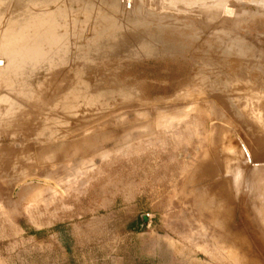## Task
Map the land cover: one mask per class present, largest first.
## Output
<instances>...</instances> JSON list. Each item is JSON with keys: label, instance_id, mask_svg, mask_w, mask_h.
Wrapping results in <instances>:
<instances>
[{"label": "rangeland", "instance_id": "rangeland-1", "mask_svg": "<svg viewBox=\"0 0 264 264\" xmlns=\"http://www.w3.org/2000/svg\"><path fill=\"white\" fill-rule=\"evenodd\" d=\"M2 1L0 264H264V6Z\"/></svg>", "mask_w": 264, "mask_h": 264}, {"label": "bare ground", "instance_id": "bare-ground-1", "mask_svg": "<svg viewBox=\"0 0 264 264\" xmlns=\"http://www.w3.org/2000/svg\"><path fill=\"white\" fill-rule=\"evenodd\" d=\"M19 1L20 2H18V1L17 2L19 3L18 5L20 6L21 9H26V10L30 9L31 11L30 12H27L25 15L17 16L18 19H17V22L15 24L16 25H19L20 27H23L24 28L23 29L24 31L25 30L27 31V32H24V34H23V36H25L24 39H26L25 42L23 41L25 43V46H26L25 48H27L28 51H31L32 53H34V54L36 53V54L39 55L40 53H42V51H43L42 49H44L45 47L48 48V46L50 47L53 44V40L56 38L55 37V26L54 25H55V22H58V21H56L54 19L57 18L58 15L57 14L55 15L52 12L50 13L46 9V7L48 6L47 3L50 0H19ZM23 1H24V3L27 2L28 5H26V3L24 5ZM237 1H240L243 4H250V5H256V6H264V0H237ZM2 2L3 1L0 0V5H2ZM17 2H16V4H17ZM87 3L88 2H86L82 6V8L88 6ZM93 3L90 1L88 4H92L93 5ZM33 7L41 8V11H39L36 14H34V12L32 10ZM108 14H109V12L103 14L101 17H103V19H104V17L108 16ZM114 14H115V12H114ZM22 16L24 17L23 19H22ZM212 20L214 21V19H212ZM102 27H104V26H102ZM106 28H107V30H109L108 29L109 26L106 27ZM13 29H14V27H13ZM31 31H33L32 35L30 37H26V35L30 34ZM16 32H19V31H16ZM21 32H23V31H21ZM108 35H109L108 38H112L114 36L116 37V40L115 39H114L115 41L113 40L114 41L113 42L114 44L111 42V44H110L111 47L110 48L112 49V48H115V47L119 46V44H116V42H117V38L120 35V33H118L117 30H113V27L110 26V30H109V34ZM16 37H18V36H16ZM12 38L9 39V40H11V42L13 41ZM121 39H125L124 36H123V38L121 36ZM118 41H120V39ZM2 42H4V41H2ZM7 43L9 44L10 42L8 41ZM146 44H148V42H145L143 44V46L146 47ZM4 45L5 44H3V46ZM21 45H20V47H21ZM152 47H153V45H150V47L148 49H150ZM5 50H3V51H5Z\"/></svg>", "mask_w": 264, "mask_h": 264}, {"label": "crops", "instance_id": "crops-1", "mask_svg": "<svg viewBox=\"0 0 264 264\" xmlns=\"http://www.w3.org/2000/svg\"><path fill=\"white\" fill-rule=\"evenodd\" d=\"M216 213H219L220 215H218V218L219 217H221V216H223V214H224V217H225V212H224V209H219V210H214L213 212H212V217H213V219L215 220V222H216ZM223 222H225V220L223 221ZM195 260V263L197 262V261H199V258H197V259H193V258H191V261L193 262ZM118 264H150V263H148V262H134V263H131V259H122V262H119Z\"/></svg>", "mask_w": 264, "mask_h": 264}]
</instances>
